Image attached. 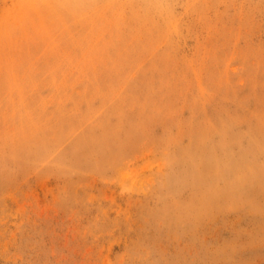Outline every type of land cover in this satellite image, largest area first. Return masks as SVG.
<instances>
[{
    "label": "rangeland",
    "instance_id": "rangeland-1",
    "mask_svg": "<svg viewBox=\"0 0 264 264\" xmlns=\"http://www.w3.org/2000/svg\"><path fill=\"white\" fill-rule=\"evenodd\" d=\"M0 264H264V0H0Z\"/></svg>",
    "mask_w": 264,
    "mask_h": 264
}]
</instances>
